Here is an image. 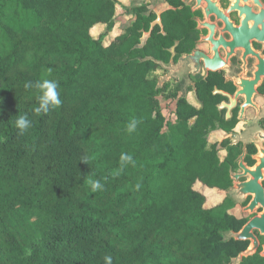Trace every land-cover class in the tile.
<instances>
[{"label":"trees","instance_id":"obj_1","mask_svg":"<svg viewBox=\"0 0 264 264\" xmlns=\"http://www.w3.org/2000/svg\"><path fill=\"white\" fill-rule=\"evenodd\" d=\"M114 12L112 0H0V264L229 261L231 221L196 188L229 184L206 137L213 123L185 99L165 120L153 60L135 57L126 34H91L109 31ZM43 79L62 103L37 116L38 90L24 84ZM21 114L32 122L23 135ZM121 153L135 165L116 175Z\"/></svg>","mask_w":264,"mask_h":264},{"label":"flooded vegetation","instance_id":"obj_2","mask_svg":"<svg viewBox=\"0 0 264 264\" xmlns=\"http://www.w3.org/2000/svg\"><path fill=\"white\" fill-rule=\"evenodd\" d=\"M112 1V28L98 23L105 30L96 36L110 41L126 34L132 48L144 38L135 57L152 58L158 77L179 62L177 77L161 87V102L185 99L197 111L194 118L203 113L213 123L206 137L229 178L211 205L231 221L221 240L248 225L244 238L226 239L227 264H264V0ZM248 248L250 254L233 261Z\"/></svg>","mask_w":264,"mask_h":264},{"label":"clouds","instance_id":"obj_3","mask_svg":"<svg viewBox=\"0 0 264 264\" xmlns=\"http://www.w3.org/2000/svg\"><path fill=\"white\" fill-rule=\"evenodd\" d=\"M35 87L36 90H38V106L33 108V112L40 116L42 114H47L50 109H55L59 107L62 103L60 94L58 92V82L56 80L51 79H43L41 81L35 82L33 84L32 82H26L24 84L25 89H30ZM138 121L133 119L127 126V131L129 133H132L136 131ZM15 127L19 130V133L23 135L25 132H27L31 126L32 122L29 120L28 116L26 114H21L17 116V118L14 121ZM84 162H87L85 159ZM129 164L135 165V160L133 159L132 155L127 153H121L119 157V169L116 172V175L120 174V171H122L124 168H126ZM90 192L94 193L97 191H102L104 188V185L101 183L100 180L92 179L88 181ZM141 187V185L138 183L135 185V189L138 190ZM104 264H112V257L111 256H105L104 257Z\"/></svg>","mask_w":264,"mask_h":264},{"label":"water","instance_id":"obj_4","mask_svg":"<svg viewBox=\"0 0 264 264\" xmlns=\"http://www.w3.org/2000/svg\"><path fill=\"white\" fill-rule=\"evenodd\" d=\"M141 41H142V42H141L140 46H142V45L145 43V39L142 38ZM150 59H152V58H150ZM157 62H158V63H161V62H159V61H157ZM178 63H179V62H178ZM178 63H177L176 65H175V64H173V65L169 64V66H168L169 69H170L169 73H168L167 75L160 76V77L158 78L155 89L161 88L162 85H163V83H164V81L167 79L168 76L175 77V78L177 77V73L175 72V70H176V68H177V66H178ZM161 64H162V63H161ZM230 176H231L232 178H233V177H236V175L233 174L232 172H231ZM236 186H237V187H230V188H229V191L236 190V188H239V186H241V184H236ZM247 229H248V225L244 226V228L241 229V230H240L239 232H237V233L229 232V233L224 237V240L228 239V238L231 237V236H234L236 239H242V238L245 237L244 234H245V231H247ZM251 252H252V249L248 248L246 251H243L240 255H238L236 258H234L233 261H235V262H236V261H240L242 255H248V254H250ZM263 254H264V251H263Z\"/></svg>","mask_w":264,"mask_h":264},{"label":"rangeland","instance_id":"obj_5","mask_svg":"<svg viewBox=\"0 0 264 264\" xmlns=\"http://www.w3.org/2000/svg\"><path fill=\"white\" fill-rule=\"evenodd\" d=\"M105 28L103 26H99V25H95L91 28V34L92 35H97V32L100 31H104ZM104 43L108 42V38L104 37V39H102ZM196 188L199 190H202L206 196H207V202H206V206H210L213 203L217 202L220 197V194L218 192H216L215 190H208L203 188V186L201 184H196Z\"/></svg>","mask_w":264,"mask_h":264},{"label":"built area","instance_id":"obj_6","mask_svg":"<svg viewBox=\"0 0 264 264\" xmlns=\"http://www.w3.org/2000/svg\"><path fill=\"white\" fill-rule=\"evenodd\" d=\"M160 110L166 121H174L176 119V104H169L165 106L160 100Z\"/></svg>","mask_w":264,"mask_h":264}]
</instances>
